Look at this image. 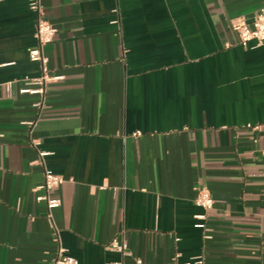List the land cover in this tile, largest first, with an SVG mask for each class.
<instances>
[{
    "label": "crops",
    "instance_id": "0c3cea01",
    "mask_svg": "<svg viewBox=\"0 0 264 264\" xmlns=\"http://www.w3.org/2000/svg\"><path fill=\"white\" fill-rule=\"evenodd\" d=\"M42 4L62 75L43 102L20 91L41 74L37 13L0 0V264H52L60 245L78 264H264V126L248 125L264 124V44L233 27L264 0ZM39 150L64 178L51 210Z\"/></svg>",
    "mask_w": 264,
    "mask_h": 264
},
{
    "label": "built area",
    "instance_id": "2783aa9c",
    "mask_svg": "<svg viewBox=\"0 0 264 264\" xmlns=\"http://www.w3.org/2000/svg\"><path fill=\"white\" fill-rule=\"evenodd\" d=\"M30 8L37 13L36 22V37L37 44L29 48L30 58L33 61H37L41 66V74L35 77H29L25 80V85L20 89L21 92H31L40 94L42 102L46 96L49 83L53 80L59 79L62 75L52 72L49 65V57L46 54L45 46L51 42L54 38L57 28L44 17L42 0H28ZM233 27L239 33L241 43L247 45L252 39H256L258 44H264V7H262L256 14L252 22H248L245 18L241 17L233 22ZM40 102H38L39 104ZM253 128H260L264 124H248ZM140 134V132H136ZM50 152L46 150H39L40 162L45 168V179L42 187L46 190V194L43 196L47 200L48 208H54L61 203L60 198L51 197L50 192L57 188L64 178L61 174L54 172L45 165V158ZM196 204L204 209V213L196 215L200 220L195 223L196 226L208 231L207 226V212L214 205V198L208 188H201L196 197ZM52 217V214L50 213ZM110 248L121 251L123 254H128L127 244L125 242L120 243L118 240H113L110 244ZM138 263H141V259H137ZM196 262H202L201 259H197ZM191 261H186L177 264H191ZM52 264H78L75 257L66 253L64 247L60 245L58 254L54 258Z\"/></svg>",
    "mask_w": 264,
    "mask_h": 264
}]
</instances>
